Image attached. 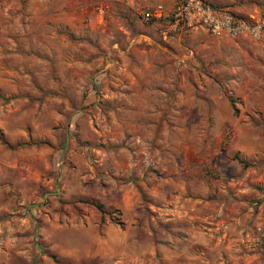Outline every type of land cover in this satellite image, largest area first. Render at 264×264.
I'll list each match as a JSON object with an SVG mask.
<instances>
[{"label":"rangeland","instance_id":"obj_1","mask_svg":"<svg viewBox=\"0 0 264 264\" xmlns=\"http://www.w3.org/2000/svg\"><path fill=\"white\" fill-rule=\"evenodd\" d=\"M174 1L0 0V264H264V34Z\"/></svg>","mask_w":264,"mask_h":264},{"label":"built area","instance_id":"obj_2","mask_svg":"<svg viewBox=\"0 0 264 264\" xmlns=\"http://www.w3.org/2000/svg\"><path fill=\"white\" fill-rule=\"evenodd\" d=\"M146 21L164 20L163 32H175L200 27L212 35L245 36L259 39L264 34V19H242L227 10L213 7L206 0H175L169 11L155 4L140 11Z\"/></svg>","mask_w":264,"mask_h":264},{"label":"trees","instance_id":"obj_3","mask_svg":"<svg viewBox=\"0 0 264 264\" xmlns=\"http://www.w3.org/2000/svg\"><path fill=\"white\" fill-rule=\"evenodd\" d=\"M209 5L216 7L215 5L207 2ZM229 103L230 105L233 107V101L231 99H229ZM243 164H246L245 162H243ZM82 202L91 205L92 207H94L100 214H107V211L104 209L102 203L92 200V199H83Z\"/></svg>","mask_w":264,"mask_h":264}]
</instances>
